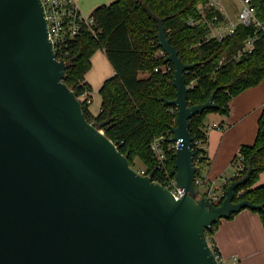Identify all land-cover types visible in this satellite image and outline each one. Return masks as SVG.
<instances>
[{
	"label": "water",
	"instance_id": "1",
	"mask_svg": "<svg viewBox=\"0 0 264 264\" xmlns=\"http://www.w3.org/2000/svg\"><path fill=\"white\" fill-rule=\"evenodd\" d=\"M159 45L174 66L176 200L155 173L142 175L84 114L49 39L41 0H0V264H222L206 231L262 205L233 181L216 207L196 199L190 120L217 108L215 93L191 106L186 64L159 22ZM264 134V128H263Z\"/></svg>",
	"mask_w": 264,
	"mask_h": 264
},
{
	"label": "trees",
	"instance_id": "2",
	"mask_svg": "<svg viewBox=\"0 0 264 264\" xmlns=\"http://www.w3.org/2000/svg\"><path fill=\"white\" fill-rule=\"evenodd\" d=\"M207 0H116L110 5L97 8L91 15L99 25L95 37L83 26L74 38L68 37L61 50L56 49L58 60L67 64L64 78L66 85L75 92L81 101L87 120L102 130L112 140L119 151L130 161L132 167L139 159L146 169L145 174L155 173L154 180L167 186L162 178L176 179L175 152L167 154V174L158 169L159 161L152 150V144L158 138L168 137L176 125L177 114L166 106L164 100H174L177 89L174 85V66L161 56L158 29L161 21L172 45L179 51L186 64H196L186 73L187 85L195 81L189 89L188 102L191 106L207 102L215 93L217 108L195 115L190 120V132L193 139L205 138L203 128L210 113L228 114L234 97L249 88L258 86L264 79V30L255 26H239L234 35L223 40L211 39L210 29L205 24L190 27L191 18L201 16L199 6ZM258 19L264 24V0H251ZM211 16L213 12H208ZM219 13V12H218ZM249 38H255L251 53L238 60H232ZM104 50L114 68L115 75L107 79L100 89L101 111L94 116L90 110L87 96L91 91L85 82L92 68V57ZM226 61L221 64V61ZM172 71L165 72V67ZM159 71H156V69ZM142 72L148 77L140 78ZM264 113L260 119V129L253 145H243L241 157L245 170L240 176H234L225 185L242 179L250 166L253 172L250 180L236 190L235 202L247 199L255 205H262L259 213L264 226V184L257 185L264 172ZM167 142V141H166ZM167 144V143H166ZM133 168V167H132ZM161 176V178H160ZM245 195L238 199L239 192ZM234 213L229 219H232ZM221 220L206 231L214 253H219L214 234Z\"/></svg>",
	"mask_w": 264,
	"mask_h": 264
},
{
	"label": "crops",
	"instance_id": "3",
	"mask_svg": "<svg viewBox=\"0 0 264 264\" xmlns=\"http://www.w3.org/2000/svg\"><path fill=\"white\" fill-rule=\"evenodd\" d=\"M115 1L74 0L85 17L91 16L97 8ZM142 73L149 76L147 72ZM114 75V68L105 51H97L92 57V68L85 77V82L91 88L90 110L94 116L101 111L100 89ZM263 113L264 79L258 86L234 97L228 114L207 115L206 124L220 122L228 125V128L223 132L213 130L209 133L206 150L210 161L203 171L204 176L220 182L235 176L240 148L255 143ZM263 184L264 172L260 174L257 185ZM214 239L222 256V264H264V226L259 213L244 209L232 219H222Z\"/></svg>",
	"mask_w": 264,
	"mask_h": 264
},
{
	"label": "built area",
	"instance_id": "4",
	"mask_svg": "<svg viewBox=\"0 0 264 264\" xmlns=\"http://www.w3.org/2000/svg\"><path fill=\"white\" fill-rule=\"evenodd\" d=\"M44 6L45 15L48 23L49 39L52 41L54 50H61V45H63L68 37L74 38L80 32L83 26H86L91 33L96 37L99 32V25L94 16L85 17L81 14L79 8L75 4L74 0H41ZM241 8L237 13L232 15L223 0H207L204 4L199 6L201 16L198 18H191L188 21L190 27L198 26L200 24H205L210 29L209 37L211 39L223 40L230 35H234L239 26H255L264 30V24L258 19L255 7L252 5L251 0H240ZM213 12L210 16L208 12ZM219 12V13H218ZM255 38H249L245 46L239 50L232 60H238L246 53H251L255 46ZM159 55H167L163 50L160 51ZM226 59L221 61L223 64ZM156 71H159L157 68ZM165 72L172 71V67H165ZM195 86V81H191L187 87L193 88ZM89 97L87 92L83 95L82 100ZM89 103L92 100H88ZM170 110L177 114V108L171 106ZM228 125L213 122L210 124H205L203 128V135L205 138H196L192 142V150L194 152V164L197 168L195 173V186H196V199L202 197L207 198L213 206L222 205L223 201L227 197V190L225 185L230 180H211L203 175V171L208 165L210 159L207 154L206 145L208 143V135L211 131H225ZM173 134L170 133L168 137L162 136L154 141L152 144V150L158 157L159 165L158 169L160 172L167 174L166 171V161L167 154L169 151L176 152L180 147V141L170 142ZM167 141V142H166ZM167 143V144H166ZM117 147V146H116ZM243 160L241 157L238 158L236 166L235 176H240V174L245 170L243 165ZM161 178V176H160ZM165 186L172 193L176 200L181 199L184 196V189L178 186L177 180H169L168 175L162 178ZM160 183V181L154 180ZM163 185V184H162ZM199 189L202 193L199 195ZM245 191L239 192L237 195L238 199H241L245 195ZM199 195V197H198ZM210 243V242H209ZM211 248L212 245L210 244ZM218 261L222 263V256L219 253H215ZM237 260V259H235Z\"/></svg>",
	"mask_w": 264,
	"mask_h": 264
},
{
	"label": "rangeland",
	"instance_id": "5",
	"mask_svg": "<svg viewBox=\"0 0 264 264\" xmlns=\"http://www.w3.org/2000/svg\"><path fill=\"white\" fill-rule=\"evenodd\" d=\"M223 1H224L225 5L227 6V9L229 10V12L232 15L237 13L239 11V9L241 8L240 0H223ZM146 77H147L146 74H143V73L140 74V78H146ZM132 167L134 170L138 171L142 175H145L146 169L139 159L134 160ZM201 193H202V191L199 189V195ZM199 195H198V197H199Z\"/></svg>",
	"mask_w": 264,
	"mask_h": 264
}]
</instances>
